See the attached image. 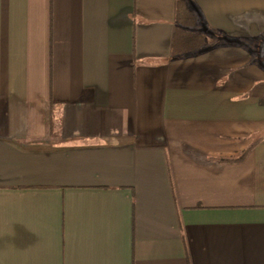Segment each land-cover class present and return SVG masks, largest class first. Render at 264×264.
<instances>
[{
	"label": "crops",
	"instance_id": "crops-1",
	"mask_svg": "<svg viewBox=\"0 0 264 264\" xmlns=\"http://www.w3.org/2000/svg\"><path fill=\"white\" fill-rule=\"evenodd\" d=\"M0 264H264V0H0Z\"/></svg>",
	"mask_w": 264,
	"mask_h": 264
},
{
	"label": "trees",
	"instance_id": "trees-1",
	"mask_svg": "<svg viewBox=\"0 0 264 264\" xmlns=\"http://www.w3.org/2000/svg\"><path fill=\"white\" fill-rule=\"evenodd\" d=\"M181 6V5H180ZM181 9V8H180ZM244 155L242 157L239 158V160L243 159Z\"/></svg>",
	"mask_w": 264,
	"mask_h": 264
}]
</instances>
